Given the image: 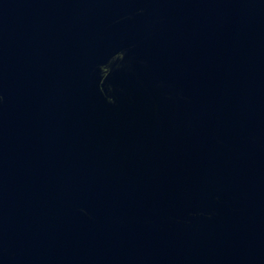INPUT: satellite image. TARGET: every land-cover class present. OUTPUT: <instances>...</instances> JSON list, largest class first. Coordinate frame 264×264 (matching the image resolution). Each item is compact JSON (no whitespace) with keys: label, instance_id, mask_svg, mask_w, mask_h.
Masks as SVG:
<instances>
[{"label":"water","instance_id":"1","mask_svg":"<svg viewBox=\"0 0 264 264\" xmlns=\"http://www.w3.org/2000/svg\"><path fill=\"white\" fill-rule=\"evenodd\" d=\"M0 264H264V0H0Z\"/></svg>","mask_w":264,"mask_h":264}]
</instances>
